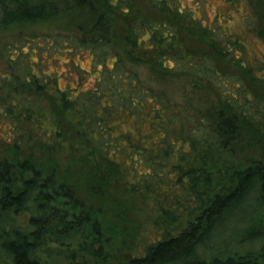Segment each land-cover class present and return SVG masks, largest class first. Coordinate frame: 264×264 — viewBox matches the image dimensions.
<instances>
[{"label": "trees", "instance_id": "16d2710c", "mask_svg": "<svg viewBox=\"0 0 264 264\" xmlns=\"http://www.w3.org/2000/svg\"><path fill=\"white\" fill-rule=\"evenodd\" d=\"M69 13L84 17L75 33L0 50V261L264 264V54L250 64L228 26L179 0H0V29ZM249 30L264 44V18ZM123 59L207 81L215 106L171 104Z\"/></svg>", "mask_w": 264, "mask_h": 264}, {"label": "rangeland", "instance_id": "374dc122", "mask_svg": "<svg viewBox=\"0 0 264 264\" xmlns=\"http://www.w3.org/2000/svg\"><path fill=\"white\" fill-rule=\"evenodd\" d=\"M179 1L182 6H188L189 11L192 14H197V17L202 22H210L213 18H215L214 25L210 22V27L211 25H213L212 28H223L228 26L229 31L234 33L231 34L228 32L229 36L234 35L232 37H239L245 42L246 57L250 64L254 65V61L261 58L264 54V44L249 30V25H257V22L264 18V0H236V7L232 5V0ZM144 11L147 13V10ZM72 19L75 22H73ZM83 19L84 17L82 15L73 13L68 16H62L32 25H13L0 29V50H3L4 46H6L8 50L11 49L10 47H12L19 34H24L28 37V35L34 34L46 35L57 33H75L76 25H78ZM186 45L189 50H200V45L197 43L186 41ZM40 49H42V47L37 45L36 48L31 49L30 55L35 51L40 52ZM123 62L127 71L136 76L139 84L143 88L163 94L165 99L171 104L177 106H192L203 111L215 106L216 97L212 91L213 89H211L212 86L207 81H200L196 77H192L188 74L175 77H161L158 74H155L146 63H134L125 59H123ZM79 64L88 69L90 65V57L85 55V58L82 61H79ZM36 65L37 63L35 62L34 66H30L31 74L35 75L34 72L37 70L38 74L46 77L47 79L50 78L51 72L46 70L40 71V67H36ZM40 65H42V62H40ZM218 67L220 69L227 70L230 68V64L226 60H220L218 61ZM94 81L95 80L93 78H88L85 87H91ZM59 83L61 86L64 84L62 79H60ZM79 88H81L79 84L70 87V89ZM251 140L252 137L249 134L248 129H242L235 143L236 148L240 150L239 155L242 160L252 159L260 152V145L254 141L251 142ZM134 160L133 154V161ZM126 166V170L128 172H132L135 169L136 173L140 174L134 164L133 168H131V165L129 164H126ZM260 220L264 224V215L260 217ZM219 234H221L219 238L223 239L224 234H226V230H222L220 227ZM0 264L4 263L0 261Z\"/></svg>", "mask_w": 264, "mask_h": 264}]
</instances>
